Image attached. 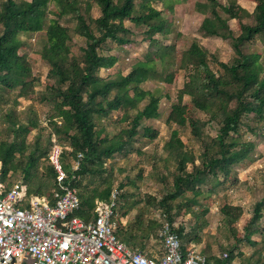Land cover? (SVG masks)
<instances>
[{"label":"trees","instance_id":"obj_1","mask_svg":"<svg viewBox=\"0 0 264 264\" xmlns=\"http://www.w3.org/2000/svg\"><path fill=\"white\" fill-rule=\"evenodd\" d=\"M179 1L0 0V106L13 102L12 109L2 113L9 122L6 131L10 138L0 140V182L9 187L14 182L9 179L11 175L21 171L30 194L52 197L59 186V173L50 160L55 136L63 147L60 159L67 174L65 182L77 188L80 198L75 215L91 219L96 200L110 201L117 191L116 232L129 246L143 247L151 232H155L156 238L163 223L176 224L179 215L193 214L199 228L207 223L201 215L207 214L214 202L210 192L237 178L235 167L247 165L252 159L254 143L242 138L244 116L252 113L264 127V62L260 52L246 46L264 38V0H253L252 11L237 0H229L227 4L221 0L196 2V10L205 15L200 25L204 35L230 41L235 51V56L227 62L214 57L221 67L219 71L212 68L208 50L197 40L183 51L176 69L171 70L176 64V55L170 52L174 46L163 44L157 35L167 37L173 30L172 21L156 4L162 3L173 10ZM52 3L56 4L53 9ZM95 9L99 10L97 15ZM66 16L74 17V32L86 40L79 55L72 50L73 31L61 22ZM232 19L236 20L238 31L231 26ZM27 33H41L44 39L41 57L49 70L41 92L35 90L37 80L29 58L21 53L25 46L21 35ZM139 36L149 43L145 58L132 64L127 73L101 75L102 69L112 68L119 61L107 45L130 44ZM153 46L157 48L151 49ZM179 69L187 71V78L167 122L190 126L192 135L202 144V152L198 155L186 146L179 128L172 130L164 148L176 162L173 179L164 178L161 197L148 196V203L153 204L160 216L151 217L146 231L137 234L130 226L125 228L121 220L127 214V210L121 214L122 199L128 195L123 191L125 184L120 182L114 187L112 179L104 175L112 173L114 166L109 161L116 154H127L135 142L153 140L158 135L155 128L143 125V121L160 117L161 94L145 89L142 83L149 79L171 83ZM185 96H189L188 102L184 101ZM22 97H35L39 102L52 104L47 116L51 127L48 146L40 144V133L32 143L28 142V136L41 122L37 115H28L27 123L20 118L17 105ZM197 110L218 124L211 140L203 135L205 121L199 118ZM113 111L121 112L120 121L127 125L110 134L105 122L110 121ZM79 154L82 156L78 157ZM77 160L80 164L74 169ZM97 176L104 177L102 187L90 188L84 183L86 178ZM205 185L211 186L206 195ZM263 210L264 199L256 202L253 213L243 220L240 229L242 206L221 205L232 243L218 255H206L208 263L231 264L237 256H244V252L237 250L239 245L258 244L253 236L261 231ZM175 231L184 252L194 247L183 225H178ZM194 239L201 241L198 235ZM250 259L245 256L238 264H250ZM259 261L264 264L261 258Z\"/></svg>","mask_w":264,"mask_h":264},{"label":"rangeland","instance_id":"obj_2","mask_svg":"<svg viewBox=\"0 0 264 264\" xmlns=\"http://www.w3.org/2000/svg\"><path fill=\"white\" fill-rule=\"evenodd\" d=\"M198 1L205 0H181L174 5L173 10L164 7L162 3L156 4L159 9H162L164 15L172 21L173 30L167 37L157 35L163 44L174 46L170 52L176 55V64L171 66V70L176 69L183 51L195 40L208 50L209 58L211 59L210 64L216 71H219L221 67L214 61V57L227 62L235 56V51L230 41L224 40L219 36H206L201 31L200 25L205 15L196 10L195 6ZM228 1L221 0L224 4H227ZM237 1L250 11L255 7L253 0ZM55 6L56 4L52 3L50 8L53 9ZM98 13L99 10L95 9L94 14L97 15ZM61 22L70 26L74 33L71 43L73 52L78 55L81 54L86 40L74 32L76 20L72 16H66L61 19ZM127 24L132 25L131 22H127ZM230 24L238 31L235 19L230 20ZM21 38L25 42L21 53L26 54L29 58L33 76L37 80L35 90L41 92L45 89L49 70V65L41 57V49L44 43L43 35L41 33H27L22 34ZM141 38L142 36H139L137 37V41L126 45L110 42L107 45L109 46L110 53L118 55L119 61L112 68L102 69L101 75H116L118 72L127 73L132 64L144 59L146 52L149 50V43L147 40ZM246 46L250 50L260 52L262 54V61L264 62V38H258L253 43H247ZM156 48L157 46L151 47L153 50ZM186 78L187 71L179 69L176 71L175 78L171 83H167L162 79H149L142 83L145 89H150L161 94L160 117L143 121V125H150L155 128L158 131V135L153 140L142 139L135 142L130 146L127 154H116L109 161V164L114 166L112 173L104 175L108 176V179H112L114 187L119 186L120 182L125 184L123 191L128 193V195L122 199L124 207L121 209V214H124L126 210L127 214L121 220L125 228L130 226L137 234H142V230L146 231L151 217L160 216L153 204L148 203V196L161 197L162 189L165 186L164 178L170 181L173 179L176 162L174 157L169 155L164 148L166 142L170 139L172 130L179 128L181 138L186 146L193 149L198 155L202 152V144L200 140L192 135L190 126L179 127L167 122L172 104L177 102L179 90L183 87ZM12 95L15 96L16 93ZM20 100V103L17 105V113L20 118L27 123L28 115H37L41 122V126L33 130L28 136V142L32 143L36 139V136L39 135L38 133H40V144L48 146V133L51 131V127L47 121V116L52 111V104L39 102L35 97H22ZM184 101L188 102L189 96H185ZM12 106V101L0 106V140L10 138L6 131L9 122L3 118L2 113L10 111ZM197 114L202 121H205V125H203L204 137L207 140H211L218 131L217 122L210 121L209 116L204 112L197 110ZM121 115V112L113 111L110 121L105 122L110 134L119 132L122 127L127 125V122L120 121ZM243 121L242 138L254 143L251 161L247 165L235 167L234 172L237 178L229 179L210 192L214 202L211 204L210 211L207 214H200L207 221L202 228L196 226V218L190 213L179 215L176 220V224L183 225L185 233L190 234L194 247L203 252L206 249L209 250L207 253L204 252L208 257L220 254L224 249L229 248L232 243L230 233L225 228L220 206L224 203L242 206L244 215L239 223V228L241 229L243 220L253 213L256 202L264 199V127L259 124L257 117L252 113L245 115ZM248 124L255 130L252 131ZM22 176V172L19 171L11 175L9 179L16 181L21 179ZM103 182V176L88 177L84 180V183L89 185L90 188L96 186L102 187ZM203 188L206 191L204 195L209 194L208 190L211 189V186L205 185ZM129 207H131L130 210ZM261 222V231L253 236L258 244L253 245L245 242L239 245L237 250L244 252V256H237L231 264H238L245 256L251 257L250 264H260L259 258L264 263V210ZM154 233L151 232L143 247L137 246L141 248H153L159 251V243L153 237ZM197 235L201 237L200 242H196L194 239Z\"/></svg>","mask_w":264,"mask_h":264},{"label":"built area","instance_id":"obj_3","mask_svg":"<svg viewBox=\"0 0 264 264\" xmlns=\"http://www.w3.org/2000/svg\"><path fill=\"white\" fill-rule=\"evenodd\" d=\"M52 141L50 160L59 173L52 197L29 195L23 178L9 187L0 182V264H209L196 247L183 251L177 224L165 222L158 229L159 251L125 243L116 232L117 191L110 201L96 200L91 219L75 215L78 191L65 182L63 147L55 136Z\"/></svg>","mask_w":264,"mask_h":264},{"label":"crops","instance_id":"obj_4","mask_svg":"<svg viewBox=\"0 0 264 264\" xmlns=\"http://www.w3.org/2000/svg\"><path fill=\"white\" fill-rule=\"evenodd\" d=\"M203 254H205L202 250H200ZM206 255V254H205ZM218 255V254H217ZM212 261H210V264H213V263H211Z\"/></svg>","mask_w":264,"mask_h":264}]
</instances>
